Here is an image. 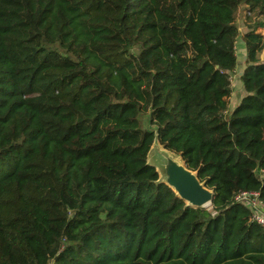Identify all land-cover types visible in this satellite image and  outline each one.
Listing matches in <instances>:
<instances>
[{
	"label": "trees",
	"instance_id": "trees-1",
	"mask_svg": "<svg viewBox=\"0 0 264 264\" xmlns=\"http://www.w3.org/2000/svg\"><path fill=\"white\" fill-rule=\"evenodd\" d=\"M156 135L210 208L159 183ZM244 192L264 205V0H0V264H264Z\"/></svg>",
	"mask_w": 264,
	"mask_h": 264
},
{
	"label": "water",
	"instance_id": "water-1",
	"mask_svg": "<svg viewBox=\"0 0 264 264\" xmlns=\"http://www.w3.org/2000/svg\"><path fill=\"white\" fill-rule=\"evenodd\" d=\"M148 165L159 174V183L166 184L188 207L208 209L212 206L215 191L200 180L198 172L188 168L181 157L166 149L158 135L148 154Z\"/></svg>",
	"mask_w": 264,
	"mask_h": 264
},
{
	"label": "rangeland",
	"instance_id": "rangeland-1",
	"mask_svg": "<svg viewBox=\"0 0 264 264\" xmlns=\"http://www.w3.org/2000/svg\"><path fill=\"white\" fill-rule=\"evenodd\" d=\"M244 10V9H243ZM239 27H240V31L241 34L238 38V44H237V55L239 58V62H240V67L236 72V75H232L231 76V85L233 88V95L231 97L230 100V106H231V110H233L240 102L242 96L244 95V91L242 89V85L240 82V76H242V74L244 73L245 69H246V55L247 52L245 51V44L243 41V35L246 32V28L244 26L245 24V13L244 11L241 12V15L239 16V21H238Z\"/></svg>",
	"mask_w": 264,
	"mask_h": 264
},
{
	"label": "built area",
	"instance_id": "built-area-1",
	"mask_svg": "<svg viewBox=\"0 0 264 264\" xmlns=\"http://www.w3.org/2000/svg\"><path fill=\"white\" fill-rule=\"evenodd\" d=\"M236 201L249 205L254 212L253 220L264 227V205L259 201L258 193H241L236 197Z\"/></svg>",
	"mask_w": 264,
	"mask_h": 264
},
{
	"label": "crops",
	"instance_id": "crops-1",
	"mask_svg": "<svg viewBox=\"0 0 264 264\" xmlns=\"http://www.w3.org/2000/svg\"><path fill=\"white\" fill-rule=\"evenodd\" d=\"M245 51H246V49H245Z\"/></svg>",
	"mask_w": 264,
	"mask_h": 264
}]
</instances>
